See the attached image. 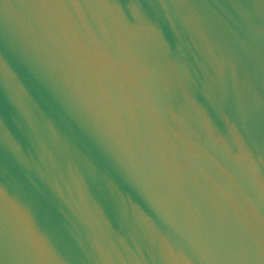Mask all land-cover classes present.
I'll list each match as a JSON object with an SVG mask.
<instances>
[{
    "label": "water",
    "instance_id": "1",
    "mask_svg": "<svg viewBox=\"0 0 264 264\" xmlns=\"http://www.w3.org/2000/svg\"><path fill=\"white\" fill-rule=\"evenodd\" d=\"M0 264H264V0H0Z\"/></svg>",
    "mask_w": 264,
    "mask_h": 264
}]
</instances>
